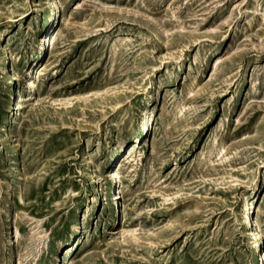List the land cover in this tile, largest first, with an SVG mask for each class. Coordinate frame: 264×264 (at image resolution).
Wrapping results in <instances>:
<instances>
[{"label": "rangeland", "instance_id": "374dc122", "mask_svg": "<svg viewBox=\"0 0 264 264\" xmlns=\"http://www.w3.org/2000/svg\"><path fill=\"white\" fill-rule=\"evenodd\" d=\"M56 2L0 0V264H255L264 0Z\"/></svg>", "mask_w": 264, "mask_h": 264}, {"label": "bare ground", "instance_id": "6f19581e", "mask_svg": "<svg viewBox=\"0 0 264 264\" xmlns=\"http://www.w3.org/2000/svg\"><path fill=\"white\" fill-rule=\"evenodd\" d=\"M49 7L52 8V10H56L57 12H59V8H58V4L56 2V0H49ZM51 17L50 19L47 20V22L44 25V29H46L50 22L52 21V19L54 18ZM46 37L47 35L43 36L42 39L40 40V44L38 45V51H37V56L33 58V61L36 63L38 61V59L40 58V56L42 55L44 49H45V41H46ZM52 37V33L48 34L47 37V41H50V38ZM8 57L7 56H3V62L1 63V66L3 68H5L6 70L8 69V63H7ZM15 80H16V75L12 74L9 76V84L8 86V92L10 94V107L12 108L14 103L12 102L14 99V94H15V88H14V84H15ZM26 85L24 86V89H27L31 86V81L30 80H26L24 82ZM10 85V88H9ZM158 87V91L163 87L162 84L158 83L157 84ZM141 126L143 128V130L145 131V135L148 134V132H150L149 137L151 136V130H152V124H151V120L149 119V117L144 116L141 120ZM138 140V139H137ZM144 144L146 145V143H149V138L147 136L144 137L143 139ZM139 144V143H138ZM137 142H134L132 144H130L128 147L125 148L126 153L128 154V158L131 157V154L135 152V149H137ZM85 156V155H84ZM109 178L113 181L114 180V173L113 171L108 173ZM255 196L251 197L250 199L244 198V202L245 205L243 206L241 212H240V219L244 224V232L246 234V236H248V239L251 243L250 249L252 251V255H253V260L255 264H264V251H263V245H264V240H263V235H262V231L259 228V223L257 221V218H255L254 215V211L256 209V204L257 202L254 204L253 201L250 202ZM260 198V195L258 197V200ZM114 206H117L116 201H113ZM116 211L113 212V218L116 215ZM75 242V241H74ZM69 247H66L65 250V256L64 258H66L70 252Z\"/></svg>", "mask_w": 264, "mask_h": 264}]
</instances>
